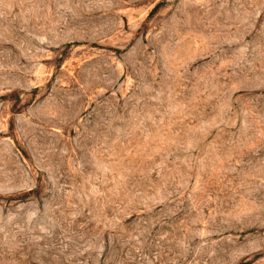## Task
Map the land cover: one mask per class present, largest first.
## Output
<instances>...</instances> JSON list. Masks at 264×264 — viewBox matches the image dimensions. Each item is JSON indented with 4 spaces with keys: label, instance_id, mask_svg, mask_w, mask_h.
<instances>
[{
    "label": "rangeland",
    "instance_id": "374dc122",
    "mask_svg": "<svg viewBox=\"0 0 264 264\" xmlns=\"http://www.w3.org/2000/svg\"><path fill=\"white\" fill-rule=\"evenodd\" d=\"M0 264H264V0H0Z\"/></svg>",
    "mask_w": 264,
    "mask_h": 264
}]
</instances>
